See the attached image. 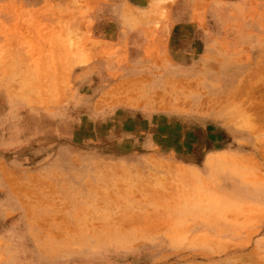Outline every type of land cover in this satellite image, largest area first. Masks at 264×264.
<instances>
[{"label":"rangeland","instance_id":"obj_1","mask_svg":"<svg viewBox=\"0 0 264 264\" xmlns=\"http://www.w3.org/2000/svg\"><path fill=\"white\" fill-rule=\"evenodd\" d=\"M0 264H264V0H0Z\"/></svg>","mask_w":264,"mask_h":264},{"label":"crops","instance_id":"obj_2","mask_svg":"<svg viewBox=\"0 0 264 264\" xmlns=\"http://www.w3.org/2000/svg\"><path fill=\"white\" fill-rule=\"evenodd\" d=\"M84 72L82 70L79 71H74V73L72 74H83ZM96 73V72H95ZM94 72L90 71V74H95ZM206 158V156H205ZM171 167H176L181 169L185 174L189 173L191 175H193L194 173L197 174L198 176H203L204 173L207 170V165H206V159L205 161L203 160V162L199 165V166H194V165H186V164H182V163H178L175 160H171L170 161ZM188 175V174H187ZM179 180H181V178H179ZM186 181L185 179H182V181ZM166 221H165V227H166ZM169 228V227H168ZM157 229H163V227H158ZM163 232H167V230H163ZM155 237V236H154ZM156 237H169L167 235H156ZM172 237V236H170Z\"/></svg>","mask_w":264,"mask_h":264}]
</instances>
